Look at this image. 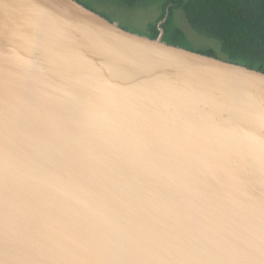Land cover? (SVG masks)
Returning <instances> with one entry per match:
<instances>
[{"label":"water","instance_id":"obj_1","mask_svg":"<svg viewBox=\"0 0 264 264\" xmlns=\"http://www.w3.org/2000/svg\"><path fill=\"white\" fill-rule=\"evenodd\" d=\"M162 36L0 0V264H264V72Z\"/></svg>","mask_w":264,"mask_h":264},{"label":"trees","instance_id":"obj_2","mask_svg":"<svg viewBox=\"0 0 264 264\" xmlns=\"http://www.w3.org/2000/svg\"><path fill=\"white\" fill-rule=\"evenodd\" d=\"M123 2L129 7L140 2H158L161 8L156 20L148 24V33H139L121 26L126 30L154 39L162 28V40L168 44L264 72V0H123ZM177 8L182 10L194 30L220 42L221 55L213 48L191 45L184 31L174 20V10Z\"/></svg>","mask_w":264,"mask_h":264},{"label":"rangeland","instance_id":"obj_3","mask_svg":"<svg viewBox=\"0 0 264 264\" xmlns=\"http://www.w3.org/2000/svg\"><path fill=\"white\" fill-rule=\"evenodd\" d=\"M78 1L88 5L96 12L103 14L118 25L143 34L148 33V24L154 22L161 11L158 2H140L133 7H129L124 4L123 0ZM174 20L184 31L191 45L194 47L213 48L219 55L222 54L220 42L213 37L194 30L188 23L181 9L177 8L174 10Z\"/></svg>","mask_w":264,"mask_h":264}]
</instances>
